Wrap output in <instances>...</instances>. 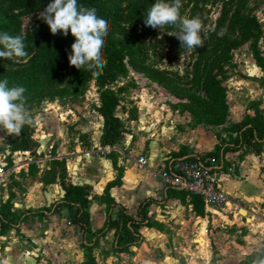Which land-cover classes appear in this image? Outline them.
<instances>
[{
    "label": "rangeland",
    "instance_id": "374dc122",
    "mask_svg": "<svg viewBox=\"0 0 264 264\" xmlns=\"http://www.w3.org/2000/svg\"><path fill=\"white\" fill-rule=\"evenodd\" d=\"M153 3L154 0H100L83 5L96 8L98 15L109 19L105 43L114 41L131 53L125 59L127 76L105 87L120 99L115 112L124 134L115 145L121 146L125 133L142 123V114L147 115V124L155 120L152 114L158 117L164 103L162 121H169L176 114L186 124L175 122V126L187 127L188 131L210 128L221 141L232 142L241 123L238 110L243 117L250 115L247 110L254 113L260 109L264 113V0H185L180 15L198 17L202 23L201 45L191 49L182 47L177 39L178 24H166L162 29L145 26V14ZM38 19L40 13L23 17V32ZM51 36L24 57L0 58V80H6L8 87L25 89L24 108L30 121L19 133L6 135L0 131V152L8 150L10 161L13 152L20 151L15 147L20 148L24 139H30L27 152L32 158H44L49 153L45 144L50 143L46 138L40 142L38 133L45 137L48 131L63 128L72 145L79 144L85 152L103 136L104 119L97 110L101 105L100 92L94 79L97 68L78 69L69 64L67 57L75 40L70 32L67 36ZM213 77L221 80L226 94L228 112L221 123L207 118V113L215 115L219 110L203 84ZM168 111L172 114L167 115ZM96 151L97 148L92 152ZM189 199L195 205L193 212L201 214L203 203L195 197ZM201 225L198 222L195 233L187 239L181 236L178 246L170 249L169 256L176 257L178 264H220L225 258L221 251L229 254L223 248L221 232L227 235L233 229H214L211 223L207 227L203 224L201 229ZM238 236L234 240L240 243ZM263 249L264 239L250 253L241 249L242 264ZM161 255L157 253L155 257L164 261Z\"/></svg>",
    "mask_w": 264,
    "mask_h": 264
},
{
    "label": "crops",
    "instance_id": "0c3cea01",
    "mask_svg": "<svg viewBox=\"0 0 264 264\" xmlns=\"http://www.w3.org/2000/svg\"><path fill=\"white\" fill-rule=\"evenodd\" d=\"M241 113L237 111L242 123L247 114L243 117ZM247 113L253 114L251 110ZM169 114L172 112L168 111ZM161 115L160 111L158 117L152 114L156 118L147 124V115L142 114V123L126 132L123 144H117L118 150L107 155L92 152L105 146L101 136L90 152H85L79 144L72 145L63 128L45 133L44 138L50 143L49 146L45 144L46 150L51 154H45L44 158H32L27 151H14L9 161L17 169L11 177L6 205L21 218L0 234V264H87L89 260L93 264H178L176 257L169 256L170 249L178 246L181 236L187 239L195 233L198 222H202L201 229L210 223L214 229L219 226L232 228L230 234L221 232L223 248L229 254L221 251L225 258L220 264H242L244 258L240 250L250 253L253 247H260L264 239L261 233L264 229V146L261 154L242 147L215 155L222 158L226 166L219 176V184L231 197L242 202L239 215L226 218L213 214L201 200L204 211L198 215L193 212L195 205L189 199L192 196L187 193L168 196L171 192H183L165 191L162 179L152 170L177 156L193 157L211 152L221 140L210 128L196 127L188 131L187 127L175 126V122L186 124L182 116L174 114L171 120L162 121ZM4 154L10 152H0V159ZM139 155L145 156L146 167H138L128 159V156ZM55 161L62 162L63 166L56 165L53 171ZM119 176V183H115ZM60 185L65 189L64 196ZM71 186L86 190L94 232L105 227L109 214L116 219L121 207L126 214L140 220V204L151 199L144 224L138 229L141 239L119 249L113 227L100 238H94L91 250L87 249L84 243L88 242L80 226L72 221L69 208L62 205L55 210L56 204L66 201ZM107 191L114 200L110 208L104 199ZM245 197H258L259 200L247 201ZM237 236L240 243L234 240ZM156 252L163 254L164 261L155 257Z\"/></svg>",
    "mask_w": 264,
    "mask_h": 264
},
{
    "label": "trees",
    "instance_id": "16d2710c",
    "mask_svg": "<svg viewBox=\"0 0 264 264\" xmlns=\"http://www.w3.org/2000/svg\"><path fill=\"white\" fill-rule=\"evenodd\" d=\"M100 0H79L81 4H89ZM185 0H181V6ZM50 0H0V32H6L12 36H21L25 45V51L30 52L35 47L41 46L48 39L52 38V34L48 25L41 19H38L36 23L31 26L26 32H23V17L38 14L44 10ZM57 32L56 34H59ZM256 51V50H255ZM131 54L130 51L121 45H117L114 41H106L103 48V60L102 65L95 64L92 68H97L94 74V79L99 86L101 105L97 109L104 119V130L101 143L103 145H113L119 142L123 137L122 125L119 117L116 115V109L119 105L120 99L116 92L105 87L110 85L116 79L126 77L129 70L125 61L126 56ZM257 62L261 60L257 52L255 53ZM131 57V56H130ZM132 60V57H131ZM214 79L206 80L204 84L205 90H207L209 96L214 103L219 106L218 113L215 115L207 113V118L215 123H221L225 120L228 112V106L226 102V94L221 86V80ZM216 107H213L215 109ZM30 139H24L21 141L20 148L15 147L16 150L27 151L28 144H31ZM32 142V140H31ZM264 146V113L260 109H255L252 115H248L245 120L240 123L238 127V134L235 139L231 141H220L215 150L206 154L219 156L222 153L225 154L228 151H236L242 147L253 150L256 154H261ZM12 153V152H11ZM9 155L7 156L8 159ZM192 157V156H188ZM10 164V161L8 159ZM115 163V162H114ZM56 165H62V162L55 161ZM121 173V172H120ZM120 176L116 179L115 183H119ZM186 195L185 192L178 194L177 192H171L168 196ZM203 201L202 198L192 196ZM104 199L108 201L109 208L114 206V200L109 195L108 191L104 195ZM151 199L144 200L139 206V218L136 220L134 217L126 214L121 207V211L116 219H113L111 215H108L105 227L97 232H94L90 225V214L88 211L89 199L84 187L71 186L67 190L66 201L56 204L55 210L59 206L65 205L69 208V213L72 221L79 225L83 238L86 242L85 247L89 250L92 248L94 238L98 239L100 236L110 228H116V243L117 248L125 249L129 245L139 241L141 235L138 231L139 227L144 224L145 211L147 205L151 202ZM21 215H15L10 206L3 204L0 208V234L5 233L15 222L20 220ZM264 250V249H263ZM91 259V256H89ZM264 259V251L255 254V257L246 264H254V261ZM87 264H93L90 260Z\"/></svg>",
    "mask_w": 264,
    "mask_h": 264
},
{
    "label": "clouds",
    "instance_id": "9594fccd",
    "mask_svg": "<svg viewBox=\"0 0 264 264\" xmlns=\"http://www.w3.org/2000/svg\"><path fill=\"white\" fill-rule=\"evenodd\" d=\"M181 0H154L147 9L144 24L161 29L167 24H178L177 39L182 47L191 49L201 45L202 23L198 17L187 18L180 15ZM41 19L48 25L52 34L60 32L75 37L71 44L68 62L82 69L84 66L102 65L105 37L110 21L98 15L94 7H85L79 0H50L42 12ZM27 53L21 36L0 32V58L24 57ZM99 74V71L96 73ZM22 86L8 87L6 80H0V131L6 135L19 133L21 127L30 123L24 108ZM264 264V259L254 261Z\"/></svg>",
    "mask_w": 264,
    "mask_h": 264
},
{
    "label": "built area",
    "instance_id": "2783aa9c",
    "mask_svg": "<svg viewBox=\"0 0 264 264\" xmlns=\"http://www.w3.org/2000/svg\"><path fill=\"white\" fill-rule=\"evenodd\" d=\"M165 107L166 104H162L159 111L166 110ZM40 134L38 138H44V133ZM115 150H118L116 145H106L98 149L96 153L107 155ZM48 154L50 155L51 152L49 151ZM7 156L8 154H4L0 159V208L8 200L11 177L17 169L15 164H9ZM128 159L138 167L147 166L144 155L128 156ZM225 167V161L222 158L204 154L193 157L177 156L168 159L165 164L152 171L162 179L165 191H182L190 196L200 197L213 214L236 218L242 202L231 197L219 184V176L224 172ZM261 233L264 236V229Z\"/></svg>",
    "mask_w": 264,
    "mask_h": 264
},
{
    "label": "water",
    "instance_id": "95a60500",
    "mask_svg": "<svg viewBox=\"0 0 264 264\" xmlns=\"http://www.w3.org/2000/svg\"><path fill=\"white\" fill-rule=\"evenodd\" d=\"M171 113V112H170ZM58 180H60V178H58ZM60 190H61V193H62V196H64L65 194V189L62 187V185H60ZM247 199V201H258L259 198L258 197H245Z\"/></svg>",
    "mask_w": 264,
    "mask_h": 264
},
{
    "label": "bare ground",
    "instance_id": "6f19581e",
    "mask_svg": "<svg viewBox=\"0 0 264 264\" xmlns=\"http://www.w3.org/2000/svg\"><path fill=\"white\" fill-rule=\"evenodd\" d=\"M199 241H200V243H203V239L202 238H200Z\"/></svg>",
    "mask_w": 264,
    "mask_h": 264
}]
</instances>
